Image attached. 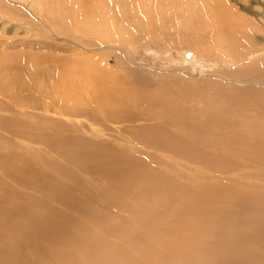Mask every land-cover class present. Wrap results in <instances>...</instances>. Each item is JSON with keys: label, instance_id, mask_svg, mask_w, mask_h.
<instances>
[{"label": "rangeland", "instance_id": "obj_1", "mask_svg": "<svg viewBox=\"0 0 264 264\" xmlns=\"http://www.w3.org/2000/svg\"><path fill=\"white\" fill-rule=\"evenodd\" d=\"M95 1L0 0L6 238L38 264H264V0ZM151 95L217 128L171 154Z\"/></svg>", "mask_w": 264, "mask_h": 264}, {"label": "bare ground", "instance_id": "obj_2", "mask_svg": "<svg viewBox=\"0 0 264 264\" xmlns=\"http://www.w3.org/2000/svg\"><path fill=\"white\" fill-rule=\"evenodd\" d=\"M95 3L97 5V7H99V9L103 8L102 5L100 4V0H96ZM93 5H94V3L91 5V7ZM40 8L42 9V7H40ZM78 16L80 17L82 15L79 14ZM219 18H221L223 20H228L227 19V16L225 15V13L223 11H219ZM64 71H65L64 74H66V78L70 77V73L71 72L69 73V71H67V70H64ZM71 71L73 72V70H71ZM87 73H89V72H86V73H83V74H87ZM58 74H59L60 77H62V79L65 78L64 75H63V73H58ZM77 76L78 75H76V77ZM60 77L57 76L58 79H60ZM91 78H92V76H91ZM89 80L90 81H88V80L87 81L88 82H91V79H89ZM92 80H93V78H92ZM93 82H91V83H93ZM64 84L65 83H63V86H64ZM100 88H102V87H100ZM99 91H101V90H99ZM108 93H110V92H108ZM79 95H81V94H79ZM146 95L147 94H145L144 96H142V95L141 96L142 97H145ZM132 96H134V95H132ZM156 96L151 95V97L149 96L150 98L146 97V98L149 99V102H150V104H148V105H150V109L148 108L147 113L149 114V116H152V115L156 116L161 122H164V124L166 123L169 126H172L178 132V136H176L174 134H169V136L167 137V138H171L172 140H174V144L170 143L167 139H164V145H166L169 148L171 154H173V152L176 153L177 151H180V150H185V149L191 150V149H194V148H200L202 146V143H203V140H202V137L201 136L204 133V130H213L214 128H217V122H219V120H218V118L215 117L214 114H213L214 116L211 115L209 113V111H208L209 114L205 115V118L202 121L198 122L199 119H197V116H195V118H193L191 120V122H188L186 120V118L184 117V115L181 112L176 113V111L171 108V106L173 104H170L171 102H169L167 100V96H164L163 98H162V96H161V98L156 97ZM96 97H94V98H96ZM90 102L92 103V101H90ZM132 102H133V104H141V103H143V98L139 99V101L137 103L134 102V101H132ZM76 104H81V103H76ZM116 104H118V103H116ZM133 104H130V107L131 106H134ZM103 113L104 114H103L102 117H105L106 119H109V120L111 119V120L116 121V115H113L111 113L109 114L107 112L106 113L103 112ZM134 114H138V113L136 112ZM127 115H133V114H128L127 113ZM143 117H145V115ZM102 120H105V119H102ZM137 128H138L137 130H144V129H146V127H140V128L137 127ZM239 139H242V137H240ZM239 141H241V140H239ZM108 145H110V144H108ZM109 147H106V149H104V152H107V159H105L104 178H105V173H106L107 165H108V163L111 162L110 161V157H108V156L111 154V149L112 148L110 150H107V148H109ZM128 169L129 170H134V171H140V169L135 164L132 165L130 168H127L126 167V172L128 171ZM117 204L118 203H116L115 205H117ZM0 213L6 219V209H3V208L0 207ZM155 216L158 217L155 214V212L150 211L145 216L139 217L138 219L135 218L134 221L136 223L144 224L145 226L151 225L153 227L154 225H156V228H154V227L153 228L154 229H157V224L158 223L157 222H154V217ZM0 218H1V215H0ZM32 223H33V221L26 216L25 219L22 220L21 226H24V229L31 228V227L35 226V225H32ZM1 225H2V222H0V264H38L37 263V259L39 258V254H38L37 251H35L33 249L34 248L33 243L32 242H29V243H27L24 246L25 248H20V245L14 242L15 240H19V238H14V237L13 238H6V232H3L2 231ZM54 238L55 239L60 238V234H55L54 235ZM193 243H194V245H197L196 239H194ZM126 254H127L126 253V250H124V254L121 255V256H118V258L115 259L116 260V264H124V263H126V261H129L128 258H127V256H126ZM53 258H55V260H56V255H54ZM108 264H110V262ZM240 264H242V263H240Z\"/></svg>", "mask_w": 264, "mask_h": 264}]
</instances>
